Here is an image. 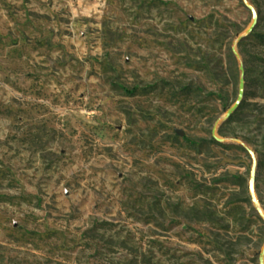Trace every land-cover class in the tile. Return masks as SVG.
<instances>
[{
	"label": "rangeland",
	"instance_id": "1",
	"mask_svg": "<svg viewBox=\"0 0 264 264\" xmlns=\"http://www.w3.org/2000/svg\"><path fill=\"white\" fill-rule=\"evenodd\" d=\"M263 263L264 0H0V264Z\"/></svg>",
	"mask_w": 264,
	"mask_h": 264
},
{
	"label": "water",
	"instance_id": "2",
	"mask_svg": "<svg viewBox=\"0 0 264 264\" xmlns=\"http://www.w3.org/2000/svg\"><path fill=\"white\" fill-rule=\"evenodd\" d=\"M253 12H254V22H253V24L251 25V30H253L254 28H255V26H256V23H257V20H258V13H257V10L255 9V8H253ZM242 93H241V95H240V97H239V99H238V101H237V103L234 105V109L239 105V102L241 101V98H242ZM256 159H255V169H254V171L256 170ZM264 264V263H263Z\"/></svg>",
	"mask_w": 264,
	"mask_h": 264
}]
</instances>
